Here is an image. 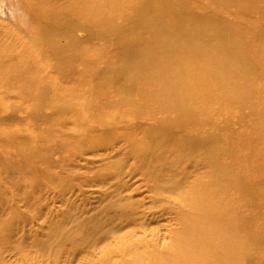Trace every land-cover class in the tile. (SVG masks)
<instances>
[{"label": "rangeland", "instance_id": "1", "mask_svg": "<svg viewBox=\"0 0 264 264\" xmlns=\"http://www.w3.org/2000/svg\"><path fill=\"white\" fill-rule=\"evenodd\" d=\"M0 264H264V0H0Z\"/></svg>", "mask_w": 264, "mask_h": 264}, {"label": "bare ground", "instance_id": "2", "mask_svg": "<svg viewBox=\"0 0 264 264\" xmlns=\"http://www.w3.org/2000/svg\"><path fill=\"white\" fill-rule=\"evenodd\" d=\"M155 27H156L157 29H159L156 25H155ZM157 29H153V30H154V32H155L156 35H160L161 32L158 31ZM140 59H141L140 54H139L138 52H136L134 60H140ZM128 70H129V68L127 69V71H128ZM127 71H126V72H127ZM120 76H121V73H118L117 78H119ZM176 108H177V111H178V112H180L181 109H182V107H181L180 105H177ZM152 132H153V131H152Z\"/></svg>", "mask_w": 264, "mask_h": 264}]
</instances>
